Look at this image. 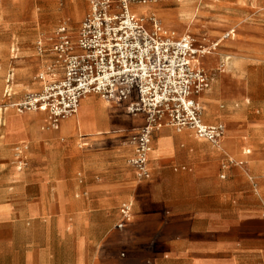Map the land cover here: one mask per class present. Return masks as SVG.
<instances>
[{
    "label": "crops",
    "instance_id": "obj_1",
    "mask_svg": "<svg viewBox=\"0 0 264 264\" xmlns=\"http://www.w3.org/2000/svg\"><path fill=\"white\" fill-rule=\"evenodd\" d=\"M231 8L214 26L264 30V0ZM241 44L220 59L243 92L221 109L215 78L196 96L203 121L223 122L224 136L214 144L189 129L154 131L144 179L128 163L142 114L87 94L56 129H41L46 113L0 107V264H264V40ZM42 66L36 58L26 68ZM14 69L8 100L23 85ZM35 76L26 93L41 88ZM23 146L25 166L16 162Z\"/></svg>",
    "mask_w": 264,
    "mask_h": 264
},
{
    "label": "built area",
    "instance_id": "obj_2",
    "mask_svg": "<svg viewBox=\"0 0 264 264\" xmlns=\"http://www.w3.org/2000/svg\"><path fill=\"white\" fill-rule=\"evenodd\" d=\"M88 8L74 33L60 24L48 40L35 42L43 66L35 78L39 90L25 94L11 106L16 112L46 113L49 127L77 112L80 99L95 94L123 105L131 115L142 114V125L129 137L132 155L128 163L140 179L147 178L148 156L154 131L172 127L192 130L201 139L217 144L225 133L222 122L207 124L196 96L208 89L210 81L195 64L198 49L186 37L169 38L159 24L150 26L133 15L132 2L147 0H83ZM132 1V2H131ZM27 147L20 150V159ZM21 159L20 165L25 166ZM129 203L121 206L124 220L130 216Z\"/></svg>",
    "mask_w": 264,
    "mask_h": 264
},
{
    "label": "rangeland",
    "instance_id": "obj_3",
    "mask_svg": "<svg viewBox=\"0 0 264 264\" xmlns=\"http://www.w3.org/2000/svg\"><path fill=\"white\" fill-rule=\"evenodd\" d=\"M236 1L147 0L145 4L131 1L132 6L130 7L132 11L130 12L137 17L145 18L148 26H150L152 20L159 24L157 21L159 18L156 14H160L161 21H159L167 29L176 33L175 39L182 37L186 32L185 30L189 28L188 35L193 42L194 48H208L212 51L211 54L201 60L200 67L208 77L210 84L215 78L219 80L223 95V101L219 102V106H223L221 109L227 107L226 98L237 97L243 92L244 87L240 82L233 81L231 76L226 73L220 56L233 55L237 46L242 45L241 43H247L244 45L249 47L253 39L264 40V30L255 32L253 35L251 21L238 27L233 26L221 29L220 26H214L211 21L213 18L221 14L234 13V9L231 7ZM110 2L113 3L112 5H116L117 0H110ZM84 4L87 6L88 3L83 0H0V107L6 106V116L9 112L14 113V108L11 104L19 101L27 94L24 86L30 82L26 81V78L28 77L32 81L34 74L36 75L41 70L30 72L26 68L33 59H44V56H39L36 52V40L42 39L46 43L47 48H49L52 43L48 42V40L52 38L55 29L60 24H66L75 33L78 28V21L82 19L87 10L86 7L84 13L81 12ZM195 9H199L196 12L197 14H195ZM77 15H80V20L78 19V21L75 20ZM192 20L194 21L192 24L186 22ZM171 24L176 25L171 26ZM230 29H234V32L232 31L233 33L224 39L221 38ZM216 42L218 45L215 49H212V43ZM16 68L20 69L16 70ZM13 69L15 72L19 71L20 75L16 84L22 83L23 85H18L17 87L14 85L12 90H20L15 94L16 99L8 100L3 95V90L7 86L5 75ZM18 117L20 116L15 115L13 122L19 123ZM2 120L0 117V121ZM4 124H8V121L6 120ZM47 128L50 127L45 121L41 129ZM120 139H124L123 134ZM24 157L25 155L23 154L21 159H24ZM21 159H16V162H20ZM17 165L18 163H16Z\"/></svg>",
    "mask_w": 264,
    "mask_h": 264
},
{
    "label": "bare ground",
    "instance_id": "obj_4",
    "mask_svg": "<svg viewBox=\"0 0 264 264\" xmlns=\"http://www.w3.org/2000/svg\"><path fill=\"white\" fill-rule=\"evenodd\" d=\"M131 6H132V4H131ZM131 6L128 7L129 11H131V8H130ZM157 21L159 22L160 30H161V33L163 35H165V36H167L169 38H174L176 36V33L173 30L167 29L158 19H157ZM173 25H176V24H171V26H173ZM185 31H184L185 34L183 35V37L189 38L188 29H186ZM230 33H231V31H229L228 33H226L225 34V37L229 36ZM216 46H217V42L216 43H212L211 48L212 49H215ZM198 53H199L198 54V59H199V62L201 63L202 62L201 60L204 59L203 56H207L208 54H211L212 51L210 49H208V48H201V49H198ZM195 59H196V57H195ZM35 112H38V111H35ZM16 113L22 114V113H25V112H22V113L16 112ZM31 118H32V116H31Z\"/></svg>",
    "mask_w": 264,
    "mask_h": 264
}]
</instances>
